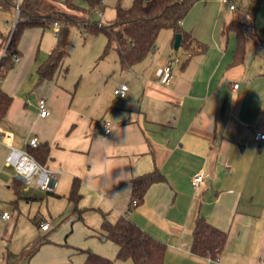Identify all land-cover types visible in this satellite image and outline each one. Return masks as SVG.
I'll return each instance as SVG.
<instances>
[{
    "label": "crops",
    "instance_id": "crops-1",
    "mask_svg": "<svg viewBox=\"0 0 264 264\" xmlns=\"http://www.w3.org/2000/svg\"><path fill=\"white\" fill-rule=\"evenodd\" d=\"M225 5L201 0L182 21L205 52L176 49L174 32L163 29L160 44L132 67L123 68L117 53L114 65L91 64L72 81L64 65L52 79L39 74L57 42L51 29L24 31L20 62L1 84L12 104L0 121V211L12 219H0V264H83L87 252L133 264L118 260L103 235L104 222L123 217L165 244L164 264H264V140L256 139L264 133V0L254 21L250 12L239 20L255 36L238 64L236 34H224L238 19H226ZM175 59L174 81L161 84L158 70ZM123 84L128 92L117 99ZM33 138L48 149L43 164L58 178L54 193L27 190L6 165L13 148L30 152ZM154 171L163 179L134 206L132 180ZM199 172L205 184L195 190ZM198 217L227 233L217 259L191 252Z\"/></svg>",
    "mask_w": 264,
    "mask_h": 264
},
{
    "label": "trees",
    "instance_id": "trees-1",
    "mask_svg": "<svg viewBox=\"0 0 264 264\" xmlns=\"http://www.w3.org/2000/svg\"><path fill=\"white\" fill-rule=\"evenodd\" d=\"M90 10L78 5L77 0H0L1 13L17 14L19 16L15 27L4 35L0 29V74H6L15 67L14 55H20L19 42L22 34L29 28L52 29L54 22L61 24L60 33L56 35L57 42L48 60L39 68L42 79L55 77L67 57L69 56L70 27L77 25L85 31L102 32L107 36L108 42L105 52L116 49L119 53L120 63L123 68H129L146 58L155 48L158 36L163 29L182 36L181 47L190 51V56L202 53L207 46L196 41L190 32L182 27L193 6L201 0H134L131 7L125 9L117 7L115 21L106 24L104 21L91 20L88 12L96 11L101 4L97 0H87ZM254 9L250 11V18L254 21L255 14L263 0H251ZM65 7L63 10L61 7ZM98 7V8H97ZM97 8V9H96ZM80 13V16L73 14ZM84 14V15H81ZM249 23L233 20L224 27V34H236V50L233 64L243 61L248 37L255 36L254 27ZM251 28H253L251 30ZM194 42L196 44H194ZM5 54L3 55V52ZM12 104V97L6 94L0 86V121L3 120ZM37 161L44 163L48 149L38 146L29 152ZM163 179L162 175L154 171L132 180V197L143 202L148 189L156 182ZM71 199H79L77 183L73 186ZM103 235L118 247L117 259L131 260L133 264H164L166 246L142 230L128 217L121 218L116 223L104 222ZM191 252L200 257L217 259L224 250L227 242V233L214 227L204 217H198L194 230ZM41 243L32 245L29 254L34 253ZM83 264H114V259L87 252Z\"/></svg>",
    "mask_w": 264,
    "mask_h": 264
},
{
    "label": "rangeland",
    "instance_id": "rangeland-1",
    "mask_svg": "<svg viewBox=\"0 0 264 264\" xmlns=\"http://www.w3.org/2000/svg\"><path fill=\"white\" fill-rule=\"evenodd\" d=\"M14 3H17L18 0H12ZM101 6L100 10L103 12V21L106 24H110L115 21L117 7L129 8L133 4L134 0H100ZM78 5L87 11L90 10L89 2L87 0H77ZM232 3L236 6L235 11L229 10V4H224L222 7L224 16L229 20L231 18L244 20L245 17L252 11L254 5L251 0H233ZM195 6V5H194ZM63 10H66L65 7H61ZM221 8V7H220ZM97 9V8H96ZM77 16H80V13L73 12ZM84 15V14H81ZM88 16L91 20H98L96 11L88 12ZM16 24L15 14L10 13H1L0 29L4 35H8L9 32L14 28ZM53 32V29H51ZM161 38V37H160ZM157 40L156 45H159L161 40ZM108 39L107 36L102 32H92L85 31L83 27L77 25H72L70 27V36H69V56L66 59L64 64V71L67 70V74L72 81L81 71L88 69V66L94 64L95 68L100 66L106 67L109 64H115L117 60L116 49L110 50L108 53L105 52ZM119 54V53H118ZM93 67L91 69H93Z\"/></svg>",
    "mask_w": 264,
    "mask_h": 264
},
{
    "label": "built area",
    "instance_id": "built-area-1",
    "mask_svg": "<svg viewBox=\"0 0 264 264\" xmlns=\"http://www.w3.org/2000/svg\"><path fill=\"white\" fill-rule=\"evenodd\" d=\"M223 4H229L231 10L235 9V5L232 3V0H220ZM97 19L99 21H103V13L100 9L96 10ZM19 16V12L16 14V22ZM16 25V24H15ZM15 27V26H14ZM53 32L55 35L60 33L61 24L59 22H54L52 26ZM5 51L3 52V55ZM14 63L18 64L20 62L21 57L19 55H14L13 57ZM178 62L177 59L168 61L158 70V80L161 84L169 86L175 79V72L173 68V63ZM3 82V77L0 74V86ZM239 85L234 84V89H238ZM128 92V85L123 84L119 88L115 89L114 96L117 99L124 98ZM40 116L48 117L50 115V111L48 108L47 101L45 99L39 100L38 103ZM104 134L109 135L111 133V122L106 121L103 128ZM256 139L263 141L264 133H258L256 135ZM30 146L32 148H37L39 146V140L37 138H33L30 141ZM6 165L13 166L16 169V180L20 182L27 190L34 191H42L46 193H54L58 186V178L56 173L52 171L45 164L37 161L29 152L20 151L18 149L13 148L7 157ZM22 172H28V178L24 179L21 176ZM205 184V174L203 172L196 173L192 178V186L195 190H199ZM138 201L133 200V205H137ZM0 219L1 220H11L12 212L8 210L0 211ZM40 228L44 231L50 229L49 223H44L40 225Z\"/></svg>",
    "mask_w": 264,
    "mask_h": 264
},
{
    "label": "water",
    "instance_id": "water-1",
    "mask_svg": "<svg viewBox=\"0 0 264 264\" xmlns=\"http://www.w3.org/2000/svg\"><path fill=\"white\" fill-rule=\"evenodd\" d=\"M181 42H182V36L177 35L176 36V41H175V48L179 49L181 47Z\"/></svg>",
    "mask_w": 264,
    "mask_h": 264
},
{
    "label": "clouds",
    "instance_id": "clouds-1",
    "mask_svg": "<svg viewBox=\"0 0 264 264\" xmlns=\"http://www.w3.org/2000/svg\"><path fill=\"white\" fill-rule=\"evenodd\" d=\"M28 175H29L28 172H22V173H21V176H22L24 179H27V178H28Z\"/></svg>",
    "mask_w": 264,
    "mask_h": 264
}]
</instances>
